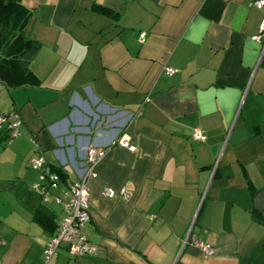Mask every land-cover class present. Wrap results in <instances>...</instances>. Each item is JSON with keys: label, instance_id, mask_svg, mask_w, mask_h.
<instances>
[{"label": "crops", "instance_id": "0c3cea01", "mask_svg": "<svg viewBox=\"0 0 264 264\" xmlns=\"http://www.w3.org/2000/svg\"><path fill=\"white\" fill-rule=\"evenodd\" d=\"M20 4L40 45L28 65L38 81L0 84V113L22 122L10 143L0 136V264H44L50 227L35 214L46 207L57 225L65 214L43 205L30 161L41 155L75 182L89 147L104 151L83 229L97 252L72 257L62 245L46 264H264V36L255 40L264 8ZM195 131L205 139L193 140ZM65 181L52 194L64 197ZM105 188L131 200L107 198ZM189 229L213 254L183 244Z\"/></svg>", "mask_w": 264, "mask_h": 264}, {"label": "built area", "instance_id": "2783aa9c", "mask_svg": "<svg viewBox=\"0 0 264 264\" xmlns=\"http://www.w3.org/2000/svg\"><path fill=\"white\" fill-rule=\"evenodd\" d=\"M253 5L256 9L264 8V0H253ZM258 36L255 40H259L260 36H264V20L258 26ZM145 34L139 36V42L144 41ZM168 73H173L168 70ZM6 119L0 117V126L6 123ZM19 123L10 124L8 129L11 130L10 141L18 134ZM193 140L203 141L204 134L200 131H195L192 134ZM118 144L121 146H128L127 142L119 140ZM130 147V146H129ZM104 156V151L97 150L94 147L86 149L84 162L81 163L78 180L75 182H67V191L64 197L52 194V191L61 188L62 181L57 173L51 171L42 157L31 160L30 165L34 170L39 171V183L32 187L41 197L42 201L47 204L50 202L60 205L65 214L61 218L58 229L54 237L49 238L42 250L44 264L49 262L55 255L57 250L64 245L68 253L72 257L91 256L97 252V247L90 243L83 234V229L89 221V194L88 181L96 177V167ZM103 195L107 198L119 197L122 200L129 202L131 197L128 196L124 190L118 192L105 188ZM190 244L198 248L205 256L213 254V248L209 244H204L201 240L192 235L191 230L187 232V236L183 244Z\"/></svg>", "mask_w": 264, "mask_h": 264}, {"label": "trees", "instance_id": "16d2710c", "mask_svg": "<svg viewBox=\"0 0 264 264\" xmlns=\"http://www.w3.org/2000/svg\"><path fill=\"white\" fill-rule=\"evenodd\" d=\"M96 9L103 15L114 17L108 10L101 8ZM28 20L29 13L21 6L20 0H0V84L7 89L19 88L30 83L35 84L38 81V78L30 71L28 65L40 48V45L37 41L25 35V28ZM0 117L5 118L7 121L0 126V136L1 139L8 144L13 140L10 141L11 130L8 129V126L10 124H16L17 122L19 123L17 128L18 134L16 136L18 137L22 122L19 119L13 120L9 115L3 113H0ZM38 157L42 156L38 155L37 158ZM46 165L51 171L58 174L62 182L65 181L66 175L61 168L48 165L47 163ZM42 203L45 206L51 202L45 204L42 201ZM37 211L38 213L35 214V219L45 228L50 227L49 238L54 237L58 225L52 220V217L45 212L46 207H41Z\"/></svg>", "mask_w": 264, "mask_h": 264}, {"label": "rangeland", "instance_id": "374dc122", "mask_svg": "<svg viewBox=\"0 0 264 264\" xmlns=\"http://www.w3.org/2000/svg\"><path fill=\"white\" fill-rule=\"evenodd\" d=\"M27 27V26H26ZM25 35L26 37L31 38L30 34H29V29L27 30V28H25ZM32 39V38H31Z\"/></svg>", "mask_w": 264, "mask_h": 264}]
</instances>
